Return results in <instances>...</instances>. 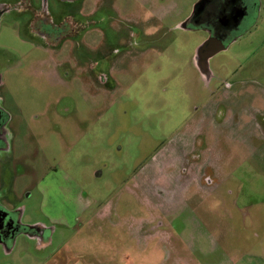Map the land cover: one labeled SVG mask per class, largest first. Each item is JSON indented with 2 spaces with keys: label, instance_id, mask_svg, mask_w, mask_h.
<instances>
[{
  "label": "rangeland",
  "instance_id": "1",
  "mask_svg": "<svg viewBox=\"0 0 264 264\" xmlns=\"http://www.w3.org/2000/svg\"><path fill=\"white\" fill-rule=\"evenodd\" d=\"M199 1L32 0L80 24L58 41L0 0V202L22 232L0 264L264 257V0L206 70Z\"/></svg>",
  "mask_w": 264,
  "mask_h": 264
},
{
  "label": "flooded vegetation",
  "instance_id": "2",
  "mask_svg": "<svg viewBox=\"0 0 264 264\" xmlns=\"http://www.w3.org/2000/svg\"><path fill=\"white\" fill-rule=\"evenodd\" d=\"M23 2L29 14H36L41 21H44L48 28L38 29L41 37L47 39H64L72 37L73 33L79 32L80 24L74 21L73 14L62 11L59 6L35 9L32 0H20ZM47 0H38L42 4ZM55 3H70L74 0H52ZM250 0H200L192 15L185 21L186 29H206L209 32L208 44L199 56L200 64L205 68V58L213 57L219 52L226 50L227 42L249 18L251 14ZM67 13V14H66ZM34 16V15H33ZM34 19V18H33ZM11 132L9 120L3 109L0 107V153L6 155L11 145ZM21 224L16 215L10 213L0 202V244L8 239H14L22 232ZM29 229V228H28ZM30 234L41 232L39 228H30ZM28 232V231H27Z\"/></svg>",
  "mask_w": 264,
  "mask_h": 264
},
{
  "label": "crops",
  "instance_id": "3",
  "mask_svg": "<svg viewBox=\"0 0 264 264\" xmlns=\"http://www.w3.org/2000/svg\"><path fill=\"white\" fill-rule=\"evenodd\" d=\"M149 223H151L153 226H152V230L151 231H148L147 233L144 232V226L142 225L140 227V225H138L137 227V232L138 234H133L139 238V241L141 242V240H143V237H150V235H152L153 233H155L158 228L154 227L155 226V223L156 221L151 219L149 221ZM30 228H35V227H30ZM142 229V230H141ZM140 232L142 233V236L140 235ZM16 238L14 239H8L5 243H1L0 246H3L5 247L6 249H8L9 245L13 244V247L16 245ZM9 250V249H8ZM185 253L186 255H188V251L185 250ZM232 262V264H264V257L262 255H252V254H249V255H245L243 256V258L239 259V260H232L230 261ZM76 264V263H75ZM78 264V263H77ZM180 264H201V261L197 260V259H188V258H185L183 261H181Z\"/></svg>",
  "mask_w": 264,
  "mask_h": 264
},
{
  "label": "water",
  "instance_id": "4",
  "mask_svg": "<svg viewBox=\"0 0 264 264\" xmlns=\"http://www.w3.org/2000/svg\"><path fill=\"white\" fill-rule=\"evenodd\" d=\"M196 7H197V5L195 6V9H196ZM195 9H194V10H195ZM207 44H208V42L205 43L204 46H202V48H201V50H200V55L202 54V50L204 49V47H205ZM209 58H210V57H206V58H205V60H204V62H205V63H204V64H205V65H204L205 68H203V70H206V69H207V61H208ZM199 65H200V67H202L201 64H200V62H199Z\"/></svg>",
  "mask_w": 264,
  "mask_h": 264
},
{
  "label": "trees",
  "instance_id": "5",
  "mask_svg": "<svg viewBox=\"0 0 264 264\" xmlns=\"http://www.w3.org/2000/svg\"><path fill=\"white\" fill-rule=\"evenodd\" d=\"M197 8V7H196Z\"/></svg>",
  "mask_w": 264,
  "mask_h": 264
}]
</instances>
